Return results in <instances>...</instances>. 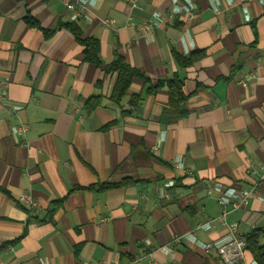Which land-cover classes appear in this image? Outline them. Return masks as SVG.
I'll return each mask as SVG.
<instances>
[{"label": "crops", "instance_id": "1", "mask_svg": "<svg viewBox=\"0 0 264 264\" xmlns=\"http://www.w3.org/2000/svg\"><path fill=\"white\" fill-rule=\"evenodd\" d=\"M90 7L75 24L96 51L59 0H0V264H225L203 247L224 224L171 242L253 184L229 219L264 227V0ZM119 60L135 71L120 100Z\"/></svg>", "mask_w": 264, "mask_h": 264}, {"label": "built area", "instance_id": "2", "mask_svg": "<svg viewBox=\"0 0 264 264\" xmlns=\"http://www.w3.org/2000/svg\"><path fill=\"white\" fill-rule=\"evenodd\" d=\"M68 13V18L70 21L79 22L89 19L93 16L91 10L92 0H59ZM133 4H136L137 0H129ZM196 12H191V16H195ZM241 82L246 85V80H241ZM5 93L0 96V100L4 97ZM18 105H13L11 108L12 113H17L19 110ZM29 125L25 122H20L13 126V132L18 136L19 140L24 143L23 136L28 131ZM256 185L253 184L242 191H235L233 193V198L230 200L232 206L231 209L227 207V201L223 196L218 197L217 201L223 206L222 211L215 218L199 222L194 229L190 232L178 234L173 237L172 244L178 245L183 242V240L193 241L195 239V234L198 229L214 230L219 224H224L228 227V235L223 240L213 243L208 242L204 244V251L210 252L212 249H217L221 255V259L225 264H238L243 258L247 247V242L245 237L239 232L237 222L231 221L229 219V214L239 208L244 204L251 196L255 194ZM210 192V188H209ZM165 194V193H164ZM21 201L28 208H37L38 204L29 194L25 193L21 196ZM113 264H119L115 262Z\"/></svg>", "mask_w": 264, "mask_h": 264}, {"label": "trees", "instance_id": "3", "mask_svg": "<svg viewBox=\"0 0 264 264\" xmlns=\"http://www.w3.org/2000/svg\"><path fill=\"white\" fill-rule=\"evenodd\" d=\"M70 22L71 23L67 24L68 27H70L75 32L76 36L79 39H81L77 25L73 21ZM81 41H83V43L87 46V49L91 48L95 51L98 49V42L95 39H81ZM115 68H117V70L119 71L121 78V83L118 86L117 92V99L120 100L124 93H126L130 80L135 75V71L130 68L127 64H125L122 60L117 61ZM169 83L171 93V106L168 107L166 111L169 112L171 110L170 108H172L173 114L177 118L187 113V108L185 107L186 96L183 91L182 83L178 79V77L171 79ZM123 184L124 182H109L106 183V187H118ZM244 237L247 242L246 250L248 249L252 253L255 261L258 264H264V227H255Z\"/></svg>", "mask_w": 264, "mask_h": 264}]
</instances>
